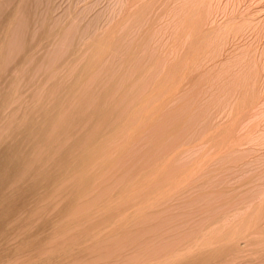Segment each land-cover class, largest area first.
Segmentation results:
<instances>
[{"label":"rangeland","instance_id":"1","mask_svg":"<svg viewBox=\"0 0 264 264\" xmlns=\"http://www.w3.org/2000/svg\"><path fill=\"white\" fill-rule=\"evenodd\" d=\"M26 3L28 14L0 19L1 42L13 22L26 45L2 48L0 95L14 102L13 136L39 125L7 191L65 174L41 179L15 213L45 229L37 243L12 241L22 259L66 258L75 236L102 229L109 242L71 264H153L172 252L167 264H264V0Z\"/></svg>","mask_w":264,"mask_h":264},{"label":"bare ground","instance_id":"2","mask_svg":"<svg viewBox=\"0 0 264 264\" xmlns=\"http://www.w3.org/2000/svg\"><path fill=\"white\" fill-rule=\"evenodd\" d=\"M11 1H14V0H0V3L2 2V3H10ZM19 2V4H20V7H19V5H18V7L14 10H12V11H10V12H6V13H4L2 10H0V19H7L8 21L9 20H12L13 21V17L16 15L17 16V13L19 14V12H22V14H28L29 13V7H28V5H27V3H26V0H18L17 1V3ZM1 3V4H2ZM0 4V5H1ZM36 5V4H35ZM2 6V5H1ZM0 6V7H1ZM18 17V16H17ZM14 23L13 22H11L10 23V25H8L7 27H6V24L4 25V43H2L1 42V39H0V52H1V50L3 51V49L5 48V47H8V50L7 51H11V52H16L17 51V49L19 50V49H21V50H24L25 48H26V45L24 44V43H22L21 41H20V39L18 40V39H15L16 37V35H19V34H22L23 33V31H21L24 27H23V25L21 24V23H19V24H17V27H13V26H15V25H13ZM0 33H2V31L0 32ZM8 36V40L6 41V37ZM13 37H14V39H13ZM23 39V38H22ZM7 42V43H6ZM6 43V44H5ZM3 48V49H2ZM16 48V51L14 50ZM10 49H12V50H14V51H12V50H10ZM18 52H20V50L18 51ZM10 53V52H9ZM8 54V53H7ZM9 55V54H8ZM10 57L8 56V59L7 58H3L2 59V55L0 54V66H2V67H4L5 68V66H9V62H10ZM8 60H9V62H8ZM12 61V60H11ZM11 65V64H10ZM9 69V68H8ZM4 71H6L7 72V68H5V70ZM2 73V72H1ZM6 74V73H5ZM4 75V74H3ZM3 91H4V89H3ZM3 91H1V95H0V122L1 121H3V119H4V117H7L8 118V109L9 108H12V107H10V105H9V103L10 102H12V103H14L13 101H10V94L9 93H6V92H3ZM20 94V96L22 95L21 93H19ZM17 97H19V96H17ZM19 99V98H18ZM12 103H11V105H12ZM8 105H9V108H7L8 107ZM13 106V105H12ZM16 108H18V106L16 107ZM5 109H7V110H5ZM12 109H14V108H12ZM4 110H5V112H4ZM16 110V109H15ZM3 112H4V114H3ZM7 112V113H6ZM13 113H14V111L12 110V116H13ZM11 115H10V119H12V121H13V117H12ZM6 119V118H5ZM10 119L8 118L7 120H6V122H5V124L4 125H0V135H1V137L0 138H2L1 139V142H0V247H3V245H5L6 243V246L5 247H3V251L1 250L0 252H3L2 254H0V264H27L28 262L29 263H32V262H35V261H38V260H40L41 259V261H49V262H51V263H53V261L54 262H58V263H60V262H63V261H67V262H69L70 263V261H71V259H72V255H73V257L75 256V255H77V254H82V253H84V251H86V250H88L89 248L91 249V247H93L94 245H96V244H103V242L104 243H106V242H109V240L108 239H110V236H113L112 235V232H110L111 233V235L110 234H106V235H104L105 233H101V230L102 229H95V231L94 232H91V231H86V233H85V235L84 236H80V237H77L76 238V236H75V238H74V240L73 241H71L70 243H71V245H70V243L67 245V246H69V248H78V249H74V250H72V251H70V250H66V251H70V254H68V252L66 253H63V255L62 256H64V254L66 255V254H68V255H66L67 257L65 258V257H61V258H59V260L58 259H55L54 260V258L55 257H57L56 255H55V253H48V255L47 254H45V255H43V253H41L42 252V250L44 251V249H41V250H39V252L38 253H36V254H33L32 255V257H30V258H27V259H22V255H21V252H22V250H21V247L23 246V245H21V247L19 248H14L13 249V246L16 244L15 242V244H13L12 243V241L16 238H18L17 236H19L20 234H23V236L24 237H22V241L23 242H18L17 244H21V243H24V242H26V240H27V242L26 243H29V242H31L32 240H34L36 243H37V238H38V236H36V235H44L42 232H44L45 231V229H39V228H35V229H31V222L29 223L28 221H26L25 222V220L23 219V221L22 220H19L18 218H17V216L15 215V213L17 212V210L18 209H20V208H22L23 206H25V202L26 201H28V199L30 198V196H31V194L32 195H37V189H39L38 188V186H39V184H40V182H41V179H44L45 180V178H54V177H64L63 175L65 174V173H63L62 171H61V174L59 173L57 176L56 175H54V173L52 172V171H49V172H46V173H39V174H37V175H35V180L33 179V181H31L30 183H27V184H25V185H20V186H18V187H16L15 189H13V190H11V191H7V187H8V185H9V183L11 182V181H14L13 179L15 178V176H17V175H20V172H21V169L22 168H20L19 167V159L21 158V156H22V144H21V141L23 140V139H26V135L29 133V132H33V130L34 131H36L37 129H38V125H35V124H33L32 123V125L30 126V127H27V129H25L24 128V130L23 131H19V132H17V134L15 135V133H14V136L12 135V133L11 132H8V130L10 131V128L11 127H13V126H11L12 125V121L11 122H8V120L10 121ZM25 122V121H24ZM1 123H4V122H1ZM8 123H11V125L10 124H8ZM15 123H17V122H15ZM20 124V123H19ZM23 124V123H22ZM9 125H10V127H9ZM24 127V126H23ZM9 128V129H8ZM18 128V127H17ZM22 128V127H21ZM29 128V129H28ZM23 129V128H22ZM40 130V129H39ZM45 131V130H44ZM32 134V133H31ZM11 135H12V137H14V138H12L11 137ZM16 136V137H15ZM12 138V140H10V139ZM10 140V141H9ZM71 156V155H70ZM73 157V156H72ZM28 159V158H27ZM60 161V160H59ZM75 161H80V159H78V160H76L75 159ZM75 161L73 160V158H69V159H65V162L69 165L70 164V162H74L73 164H75ZM76 162V163H77ZM72 164V165H73ZM65 165V164H64ZM76 165V164H75ZM71 165H69V167H70ZM74 167V166H73ZM71 168H72V166H71ZM76 170V169H75ZM24 175H25V173H24ZM22 176V175H21ZM164 177V176H163ZM56 179V178H55ZM16 180V179H15ZM18 182H19V180H17ZM16 181V182H17ZM146 181V180H145ZM89 182H90V177H89ZM60 183V182H59ZM83 183V182H82ZM19 184V183H18ZM88 184V183H87ZM64 185V184H63ZM52 186V185H51ZM11 187H12V185H11ZM64 187V186H63ZM85 187V186H84ZM81 191V190H80ZM59 192V191H58ZM65 192V191H64ZM51 193V192H50ZM55 193V192H54ZM53 193V194H54ZM57 193V192H56ZM68 195V194H67ZM72 195V194H71ZM38 198V197H37ZM56 199V198H55ZM58 199V198H57ZM45 204V203H44ZM54 206V205H53ZM29 207V206H28ZM51 207V206H50ZM56 207V206H55ZM53 211V210H52ZM48 214V213H47ZM58 214V213H57ZM89 214V213H88ZM79 215V214H78ZM81 215V214H80ZM89 216V215H88ZM18 217H20L19 215H18ZM16 218V219H15ZM81 218V217H80ZM79 217H78V219H80ZM41 219V218H40ZM42 219H43V217H42ZM51 219V218H50ZM78 219H77V221H78ZM83 219V218H82ZM17 222H16V221ZM69 220V219H68ZM71 220H72V218H71ZM75 220V219H74ZM81 220V219H80ZM68 222H70V220L68 221ZM73 222V221H72ZM71 222V223H72ZM211 222V221H210ZM36 223V222H35ZM34 223V224H35ZM50 223V222H49ZM65 223V222H64ZM83 223V222H82ZM33 224V225H34ZM50 224H54V223H50ZM67 226H69V225H71V224H69V223H65ZM65 224H63V225H65ZM77 224V223H76ZM32 225V226H33ZM38 225V224H37ZM62 225V224H61ZM62 225V227H64ZM206 225L207 224H205V226L204 227H206ZM35 226V225H34ZM51 226V225H50ZM60 226V225H59ZM65 227L63 230L61 229V232L63 231V233H64V231H65V229H66V231L68 230L67 228L68 227ZM103 226V225H102ZM124 226V225H123ZM71 227V226H70ZM101 227V226H100ZM203 227V228H204ZM52 228V227H51ZM53 228H54V226H53ZM202 228V229H203ZM46 229H48V227L46 228ZM59 229V228H58ZM73 229V228H72ZM105 229V228H104ZM107 229H109V228H107ZM107 229H105V230H107ZM122 229V228H121ZM252 229V228H251ZM51 231V230H50ZM52 231H54V230H52ZM56 231V230H55ZM54 231V233L56 234V232ZM72 231V230H71ZM108 231V230H107ZM48 232H49V230L47 231V233H45V234H48ZM70 232V231H69ZM75 232V231H74ZM81 232V231H80ZM115 233H117L116 231H114ZM139 232V231H138ZM162 232V231H161ZM42 233V234H41ZM57 233H59V231L57 232ZM108 233V232H107ZM235 233V232H234ZM55 234H53L54 236H55ZM119 234V233H118ZM62 235V234H61ZM68 235H69V233H68ZM114 235H116V234H114ZM124 235V234H123ZM122 235V236H123ZM21 236V235H20ZM19 236V237H20ZM46 236V235H45ZM67 236V235H66ZM129 236V235H128ZM131 236V235H130ZM134 236V235H133ZM137 236V235H136ZM35 237V238H34ZM39 237H41V236H39ZM141 237V236H140ZM51 238V237H50ZM54 238H56V236L54 237ZM121 238V237H120ZM119 238V239H120ZM128 238V237H127ZM130 238V237H129ZM245 238V237H244ZM46 239H48V237H46ZM90 239V241L92 240L93 242H88V240ZM107 239V240H106ZM115 239V238H114ZM135 239H137V238H134L133 239V237H132V240H135ZM142 239V238H141ZM54 240V239H53ZM71 240H72V237H71ZM125 240H127V239H125ZM131 240V239H130ZM132 240H131V242H132ZM140 240V239H139ZM148 240V239H147ZM231 240V239H230ZM39 241H42L41 243H43L44 241H43V238H39ZM55 241V240H54ZM63 241V240H62ZM121 241V240H120ZM124 241V240H123ZM123 241H121V242H123ZM65 242H66V240H65ZM68 242V241H67ZM111 242V241H110ZM134 242V241H133ZM140 242V241H139ZM138 242V243H139ZM208 242V241H207ZM213 242V241H212ZM211 242V243H212ZM41 243H40V245H41ZM46 243V242H45ZM51 243H52V241H51ZM59 243V242H58ZM63 243V242H62ZM120 243V242H119ZM136 243V242H135ZM149 243V242H148ZM184 243V242H183ZM210 243V242H209ZM55 244V243H54ZM64 244V243H63ZM62 244V245H63ZM214 244V243H213ZM225 244V243H224ZM223 244V245H224ZM235 244V243H234ZM13 245V246H12ZM39 245V246H40ZM61 245V244H60ZM64 245H66V244H64ZM106 245V244H105ZM138 245V244H137ZM143 245V244H142ZM206 245V244H205ZM227 245V244H226ZM17 246V245H16ZM25 246V245H24ZM38 246V247H39ZM76 246V247H75ZM108 246V245H107ZM111 246V245H110ZM141 246V245H140ZM185 246V245H184ZM194 246V245H193ZM204 246V245H203ZM202 246V247H203ZM209 246V245H208ZM212 246V245H211ZM232 246H233V244H232ZM235 246V245H234ZM53 247V246H52ZM59 247V246H58ZM61 247V246H60ZM65 247V246H64ZM98 247H100V246H98ZM218 247V246H217ZM68 248V247H67ZM96 248V247H95ZM106 248V247H105ZM181 248V247H180ZM221 248V247H220ZM8 249H10L9 251H5V250H8ZM63 249V248H62ZM80 249H81V251H80ZM98 249V248H97ZM109 249V248H108ZM131 249V248H130ZM129 249V250H130ZM179 249V248H178ZM208 249V248H207ZM218 249V248H217ZM25 250V249H24ZM49 250V249H48ZM52 250V249H51ZM65 250V249H64ZM99 250V249H98ZM127 250V249H126ZM57 251V250H56ZM83 251V252H82ZM94 252H95V249L93 250ZM203 251V250H202ZM213 251H214V249H213ZM46 252V251H45ZM55 252V251H54ZM61 252V251H60ZM98 252V251H97ZM115 252V251H114ZM117 252V251H116ZM129 252V251H128ZM138 252V251H137ZM139 252H140V250H139ZM179 252V251H178ZM73 253V254H72ZM100 253V252H99ZM117 253H119V251L117 252ZM123 253H125V252H123ZM173 253V252H172ZM172 253H170L169 254V259L167 258L166 260L164 259V260H162V261H160V263L161 264H167L169 261L168 260H170V257L172 256V259H175L176 257H174V255L176 254V256H177V254L178 255H180L179 253H176V252H174L173 254ZM205 253V252H204ZM204 253H203V255H204ZM207 253V252H206ZM133 254V253H132ZM182 254V253H181ZM193 254V253H192ZM103 255V254H102ZM107 255H110V254H107ZM131 255V254H130ZM183 255H184V253H183ZM120 256V255H119ZM182 256V255H181ZM180 256V257H181ZM206 256V255H205ZM69 257V258H68ZM94 257V256H93ZM112 257V256H111ZM125 258H126V256H124ZM123 257V258H124ZM202 257V256H201ZM37 258V259H36ZM95 258V257H94ZM124 258V259H125ZM128 258V257H127ZM126 258V259H127ZM161 258V257H160ZM162 258H163V256H162ZM178 258V257H177ZM190 258V257H189ZM234 258V257H233ZM245 258V257H244ZM53 259V260H52ZM67 259H70V260H67ZM77 259V258H76ZM75 259V260H76ZM111 259H113V258H111ZM156 259V258H155ZM159 259V258H158ZM171 259V260H172ZM193 259H195V258H193ZM79 260V259H78ZM108 260V259H107ZM128 260V259H127ZM133 260V259H132ZM161 260V259H160ZM177 260V259H176ZM178 260H180V259H178ZM183 260V259H182ZM197 260V259H196ZM81 261V260H80ZM156 261V260H155ZM173 261H175V260H173ZM172 261V262H173ZM45 263V264H51V263ZM64 262V263H65ZM76 262H78V261H76ZM112 262H115L114 260L112 261ZM122 262V261H121ZM171 262V261H170ZM177 262V263H176ZM182 262H184V261H181V263ZM188 262V261H187ZM40 262L38 261V263L37 264H39ZM43 263V262H42ZM42 263H40V264H42ZM43 263V264H44ZM72 263V262H71ZM70 263V264H71ZM157 263H159V261H156L155 263L153 262V264H157ZM159 263V264H160ZM181 263H179L178 261H175V263L174 264H181ZM193 263V262H192ZM91 264V263H90ZM104 264V263H103ZM111 264V263H110ZM112 264H114V263H112ZM121 264V263H120ZM125 264V263H124ZM140 264V263H139ZM142 264V263H141ZM170 264V263H169ZM173 264V263H172ZM188 264V263H187Z\"/></svg>","mask_w":264,"mask_h":264}]
</instances>
